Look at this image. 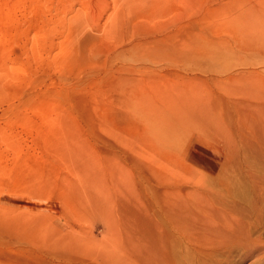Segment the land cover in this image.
I'll list each match as a JSON object with an SVG mask.
<instances>
[{
  "label": "rangeland",
  "instance_id": "1",
  "mask_svg": "<svg viewBox=\"0 0 264 264\" xmlns=\"http://www.w3.org/2000/svg\"><path fill=\"white\" fill-rule=\"evenodd\" d=\"M0 264H264V0H0Z\"/></svg>",
  "mask_w": 264,
  "mask_h": 264
}]
</instances>
